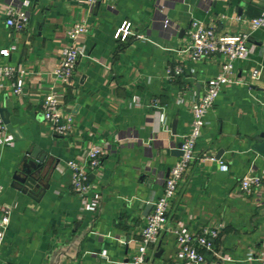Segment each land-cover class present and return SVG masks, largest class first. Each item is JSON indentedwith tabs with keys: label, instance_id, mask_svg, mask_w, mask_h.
<instances>
[{
	"label": "crops",
	"instance_id": "obj_1",
	"mask_svg": "<svg viewBox=\"0 0 264 264\" xmlns=\"http://www.w3.org/2000/svg\"><path fill=\"white\" fill-rule=\"evenodd\" d=\"M15 6L29 13L20 33L6 24ZM263 12L264 0H98L95 8L76 0H0V52L9 51L8 57L0 53V65L29 71L22 95L0 89V108L24 137L9 133L0 139V202L14 208L0 264H125L153 210L147 215V207L163 194L179 159L174 152L190 132L192 106L220 70V57L196 62L184 52L192 21L235 34L247 28L239 18ZM77 22L88 27L87 57L79 58L73 82L65 85L53 69ZM125 23L132 35L117 39ZM250 49L249 60L237 65V78L264 65V30L253 34ZM51 92L74 118L70 136L53 134L44 121ZM262 133L264 78L226 87L206 116L199 159L180 184L168 230L150 250L148 264H184L177 232L197 235L204 228L219 232L216 252L205 254L204 264H260L250 259L264 254V204L232 194L251 168L264 173V157L253 148ZM94 145L110 146L111 152L90 174L92 192L85 202L72 191L67 162L83 158ZM34 153L42 160L46 188L35 191L36 199L13 187L23 158ZM204 156L225 161L229 171Z\"/></svg>",
	"mask_w": 264,
	"mask_h": 264
},
{
	"label": "built area",
	"instance_id": "obj_2",
	"mask_svg": "<svg viewBox=\"0 0 264 264\" xmlns=\"http://www.w3.org/2000/svg\"><path fill=\"white\" fill-rule=\"evenodd\" d=\"M95 8L98 0H76ZM247 25L246 30L239 33H219L214 26H208L201 21L193 20L189 27V43L185 53L191 60L199 62L213 57H220V70L216 76L207 82L204 93L192 106V123L189 134L181 141L182 156L170 170V174L164 183L163 194L153 205V210L147 218L145 227L140 232L139 244L136 253L125 264H148L149 252L160 242L164 232L168 230L169 211L173 200L177 196L180 184L185 179L191 167L199 159L197 143L203 134L206 125V116L214 108L222 91L226 87L235 85H252L264 78V65H257L250 69L246 75L237 78V65L239 62L250 58V42L254 33L264 30V12L257 18L243 20ZM7 26L15 32H23L29 24V13L21 8L12 7L7 13ZM170 20H165V26H170ZM131 24H124L116 33L117 39L126 40L131 36ZM88 33V27L84 22L72 25L67 35L70 44L62 50V61L53 69V74L65 85H70L75 77L76 64L79 58L87 57V51L83 45V38ZM143 38V36H136ZM1 55L9 56L8 50H2ZM175 74H181V67H176ZM29 74L23 65H0V89H12L16 96L23 94L26 78ZM62 99L56 92L46 95L43 105V118L51 128L53 134L60 137L70 136L74 132L75 121L72 115L62 110ZM154 108H159L156 104ZM9 132L4 124L0 108V139L6 140ZM111 147L107 145L90 146L83 158L71 159L67 162L72 171V191L83 201H88L92 192L90 174L98 170L102 160L109 155ZM201 160H209L219 164L222 172H228V164L216 159L214 156H204ZM264 190V173L258 174L255 168L239 180L237 191L232 196L238 198L256 197L259 204H264L262 191ZM4 186L0 181V195ZM14 208L12 205L0 202V248L4 244L6 232L11 222ZM219 235L218 230L204 228L199 234L191 235L185 232H177L178 258L184 264H204L207 253L215 254V242ZM264 264V254L253 259ZM124 264V263H120ZM182 264V263H172Z\"/></svg>",
	"mask_w": 264,
	"mask_h": 264
},
{
	"label": "water",
	"instance_id": "obj_3",
	"mask_svg": "<svg viewBox=\"0 0 264 264\" xmlns=\"http://www.w3.org/2000/svg\"><path fill=\"white\" fill-rule=\"evenodd\" d=\"M1 115L8 132L11 135L15 136L17 139L24 140L21 131L12 125L10 120V113L8 112V110L2 108ZM180 148L181 145H179L178 150L174 152L178 157H181L183 154ZM253 148L259 155L264 157V133L260 134V136L256 138V143L254 144ZM36 154L34 153L26 155L23 158L19 171L13 177V187H17V189L22 194L34 199H36V190H41V193L46 192V188L42 184V178L40 176V174L42 173V160L38 159ZM152 208L153 205H149L146 209V214H149Z\"/></svg>",
	"mask_w": 264,
	"mask_h": 264
}]
</instances>
